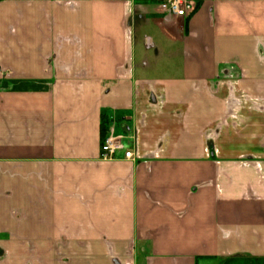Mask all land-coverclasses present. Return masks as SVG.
Returning a JSON list of instances; mask_svg holds the SVG:
<instances>
[{
	"label": "crops",
	"instance_id": "obj_1",
	"mask_svg": "<svg viewBox=\"0 0 264 264\" xmlns=\"http://www.w3.org/2000/svg\"><path fill=\"white\" fill-rule=\"evenodd\" d=\"M161 1L0 0V264H264V0Z\"/></svg>",
	"mask_w": 264,
	"mask_h": 264
},
{
	"label": "built area",
	"instance_id": "obj_2",
	"mask_svg": "<svg viewBox=\"0 0 264 264\" xmlns=\"http://www.w3.org/2000/svg\"><path fill=\"white\" fill-rule=\"evenodd\" d=\"M197 0H162L160 9L169 17L186 18L195 10ZM119 154L124 160L130 161L134 158V153L128 142H125L123 136L107 134L101 144L99 160L111 161Z\"/></svg>",
	"mask_w": 264,
	"mask_h": 264
}]
</instances>
